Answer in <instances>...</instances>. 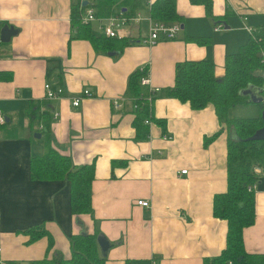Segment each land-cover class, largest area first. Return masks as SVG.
<instances>
[{"label":"crops","instance_id":"1","mask_svg":"<svg viewBox=\"0 0 264 264\" xmlns=\"http://www.w3.org/2000/svg\"><path fill=\"white\" fill-rule=\"evenodd\" d=\"M70 1L0 0V27L16 30L0 45V111L6 118L0 132V257L29 262L53 250L69 256L72 235L97 229L112 243L104 264H203L225 246L227 224L213 216L212 199L227 187V132L205 145L204 138L222 127L212 105L193 109L166 90L184 60L207 59L221 76L225 55L250 38L245 26L264 28V0H210L217 20L203 1L176 0L183 20L174 39L111 51L74 37ZM153 1L143 0L136 12L144 19L125 25L120 37L138 41L146 35ZM144 65L158 90L154 119L139 124L148 133L140 139L124 98L129 75ZM46 83L65 96L45 99ZM84 88L91 95L73 106L71 97ZM122 99L114 108L113 101ZM31 100L51 115L52 147L75 165L94 163L92 215L71 213L66 180L31 177L30 158L44 153L46 141L26 117ZM254 194L255 220L243 230L244 249L264 253V171ZM138 199L149 205H137ZM41 225L47 235L28 242L25 231Z\"/></svg>","mask_w":264,"mask_h":264},{"label":"trees","instance_id":"2","mask_svg":"<svg viewBox=\"0 0 264 264\" xmlns=\"http://www.w3.org/2000/svg\"><path fill=\"white\" fill-rule=\"evenodd\" d=\"M87 5L82 6L83 2ZM201 2L206 13L212 14L210 0ZM143 0H71L70 23L75 32L74 37L88 40L98 51H111L122 48L132 42H139L129 37H106L102 33L92 32L91 22H83L85 10L92 7L97 16H108L122 11L127 16L135 14ZM150 17L165 23L179 22L183 16L176 10V0H154L150 5ZM172 40V39H171ZM196 41L198 39L195 38ZM224 71L221 76L214 73V65L207 59L184 60L175 67L174 84L166 90L169 97L188 103L193 109H202L212 105L221 124L217 133L204 138L207 145L221 131L227 132L226 154V191L216 193L212 199V214L227 224L225 246L213 258H204L203 264H264V253H249L244 249L243 230L255 220V194L250 187L258 182L260 174L254 172L255 166L264 171V143L260 140H246L258 128L264 125L262 112L264 100L257 105L259 113L253 117L231 116L230 110L237 105L252 103L248 95L240 93L248 86H264V28L255 29L246 43L236 52L225 55ZM148 72V66L137 68L128 77L125 99L129 100L134 113V127L138 138H147L146 129L139 124L153 120L151 113L154 93L141 84V77ZM63 90V89H62ZM65 95V92L62 91ZM151 100H148V96ZM264 96V92H263ZM46 99V98H45ZM42 102L31 100L26 107V117L33 125L41 127L46 137L45 151L42 155L30 158V175L37 180H66L69 184L70 211L74 215H92V180L94 163L75 165L68 155L62 154L50 143V120L48 111L41 109ZM136 104L137 108L133 105ZM163 124V121H158ZM146 124V123H145ZM4 124H0V132ZM148 125V124H147ZM234 136L237 138L233 137ZM100 232L77 233L70 237V255L64 256L53 250L50 255L29 261V264H104L96 237ZM28 242L36 241L47 235L43 226L27 229ZM52 247L49 237L48 249Z\"/></svg>","mask_w":264,"mask_h":264},{"label":"built area","instance_id":"3","mask_svg":"<svg viewBox=\"0 0 264 264\" xmlns=\"http://www.w3.org/2000/svg\"><path fill=\"white\" fill-rule=\"evenodd\" d=\"M142 17L143 16L139 12H136L135 14L131 16H127L122 11H117L108 16H97L95 15L94 8L88 7L85 10L82 21L87 22V23L98 21L99 29L104 36L120 38L121 29L125 25L139 24L144 19ZM147 19L149 20V26H148L147 33L146 35L142 36L140 40H138L139 42L147 46H153L163 40L174 39L176 37V34L182 29V25L179 22L165 23L163 21L154 20L151 17ZM245 28L249 31L250 34L254 30L247 25L245 26ZM1 43H2V40L0 37V45ZM141 84L146 85L149 88L150 94L158 90L150 86L149 72H147V74L141 77ZM44 89H45V98L48 100L60 99L65 96L64 94H62V91H63L62 88L53 89L49 84L46 83L44 85ZM90 95L91 93L88 90V88H84L80 94H77L76 96L71 97V104L75 107L79 106L82 99ZM124 99L113 101L112 103L113 107L116 109H120L122 106V101ZM148 100L149 101L151 100L150 95L148 96ZM133 107L137 108V105L134 104ZM54 116H57V113H54ZM4 123H5V117L0 111V124H4ZM145 123L150 124L151 120L146 119ZM165 137L169 138L170 136L165 135ZM186 172H187L186 170L180 171L181 174H184ZM254 172L256 174H261L262 168L260 166H255ZM255 187H256V183L252 184L250 189L252 188L254 190ZM136 203L137 205H140L142 207H147L149 205V202L144 199H138ZM0 253H1V247H0ZM0 264H29V262L19 261V260H4L3 258L0 257Z\"/></svg>","mask_w":264,"mask_h":264},{"label":"water","instance_id":"4","mask_svg":"<svg viewBox=\"0 0 264 264\" xmlns=\"http://www.w3.org/2000/svg\"><path fill=\"white\" fill-rule=\"evenodd\" d=\"M87 5V2H83L82 6ZM16 30L11 25L4 24L0 28V37L2 42H8L10 40V37L14 35ZM113 53V52H109ZM264 86L263 87H254V86H248L245 89L241 90L240 93L243 95H248L250 101L253 104H258L260 102H263L264 96ZM262 119L264 122V112H262ZM6 121V118H5ZM233 137L237 138L234 136L232 133ZM35 137H40L39 133L34 134ZM246 140H260L264 143V125L260 128H258L251 136H249ZM97 245L100 249L101 255L106 256L107 251L110 249L112 246V243L102 234L99 233L96 237Z\"/></svg>","mask_w":264,"mask_h":264},{"label":"rangeland","instance_id":"5","mask_svg":"<svg viewBox=\"0 0 264 264\" xmlns=\"http://www.w3.org/2000/svg\"><path fill=\"white\" fill-rule=\"evenodd\" d=\"M92 29L94 32H101L98 29V22L93 21L91 22ZM143 67V66H140ZM139 67V68H140ZM259 109L256 104H249V105H237L236 107L230 110V115L232 116H243V117H253L258 115Z\"/></svg>","mask_w":264,"mask_h":264}]
</instances>
